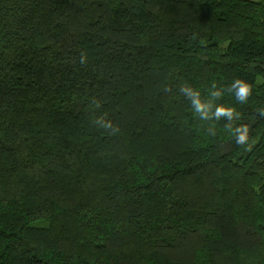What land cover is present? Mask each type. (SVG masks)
<instances>
[{"label":"trees","instance_id":"1","mask_svg":"<svg viewBox=\"0 0 264 264\" xmlns=\"http://www.w3.org/2000/svg\"><path fill=\"white\" fill-rule=\"evenodd\" d=\"M236 79L245 145L179 91ZM258 109L264 0H0V264H264Z\"/></svg>","mask_w":264,"mask_h":264},{"label":"clouds","instance_id":"2","mask_svg":"<svg viewBox=\"0 0 264 264\" xmlns=\"http://www.w3.org/2000/svg\"><path fill=\"white\" fill-rule=\"evenodd\" d=\"M87 57L85 54L80 55V64H85ZM212 89L209 92V98L203 100L201 98L200 91L194 89L188 84L180 86V93L189 100L191 108L194 114L203 121H226L224 128L229 132L232 138L238 145H245L249 140V127L246 124L236 126L235 121L240 119V114L236 112L233 107H225L224 105H216V101L221 99L225 92L230 95H234L236 103L245 104L252 95L251 85L242 79L234 80L231 85L217 89L215 84L212 85ZM100 108V103L93 98L90 103V122L91 124L102 130L108 135H117L120 131L119 126L115 125L105 114L97 115L96 112ZM261 116H264V109L257 110ZM207 134L210 136H216L215 123L210 124L207 129Z\"/></svg>","mask_w":264,"mask_h":264}]
</instances>
